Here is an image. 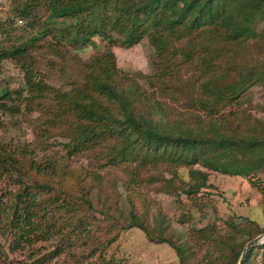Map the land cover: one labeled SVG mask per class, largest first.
<instances>
[{"label":"rangeland","instance_id":"1","mask_svg":"<svg viewBox=\"0 0 264 264\" xmlns=\"http://www.w3.org/2000/svg\"><path fill=\"white\" fill-rule=\"evenodd\" d=\"M24 1L2 0L0 4V50L24 45L36 37L25 56L15 61L0 60V97L8 94L7 109L0 111V215L6 214L11 191L18 183L14 182L17 173L6 170L3 163L7 155L20 159L21 153L39 166V177L32 179L57 186L64 178L65 192L73 197L85 195L93 213L82 212L76 217L87 216L82 232H68L64 213H53L51 197H38L42 231L37 230L38 236L29 239L31 244L18 249L0 233V264H179L175 246L184 248L187 264H204L211 258L212 264H226L228 253L225 257L219 253L222 243L243 247L251 237L264 235L263 173L253 176L250 183L200 165L111 163L108 153L115 146L113 141L68 154L70 117L61 113L55 100L56 94L79 90L84 66L109 50L120 83L131 86L135 113L159 121L165 128L179 124L207 137L216 133L261 137L264 85L257 73L264 69V14L256 19L253 36L241 40L240 46H236L238 41L225 45L226 54L217 62L227 80L237 79V75L249 77L242 83L240 99L226 101L216 114L209 115L191 110L193 107L186 105L189 99L176 90L173 81L147 82L154 71L153 49L147 38L129 48L109 45L100 38L75 47L58 30L63 26L58 20L47 25L44 9L36 10L30 26L18 18L16 7ZM183 65L179 78L184 85L179 87L198 97L201 83L207 82L211 73L198 58L191 65ZM25 71L40 84L39 91L27 93ZM48 165L55 169L51 179L42 176ZM190 169L206 173L207 181L196 194L187 196L183 190L195 181L189 177ZM130 214L137 216L155 238L161 234L173 246L150 243L139 229L126 228ZM46 221L54 227L53 234L45 235L49 230ZM108 240L111 243L107 246ZM262 255L261 250L254 249L248 264H262Z\"/></svg>","mask_w":264,"mask_h":264},{"label":"trees","instance_id":"2","mask_svg":"<svg viewBox=\"0 0 264 264\" xmlns=\"http://www.w3.org/2000/svg\"><path fill=\"white\" fill-rule=\"evenodd\" d=\"M38 8L46 11L47 25L56 20L63 25L58 30L75 47L100 38L109 45L129 48L147 38L153 49L154 69L151 80L147 82L173 81L177 84L176 90L189 99L186 105L193 107L191 110L207 111L212 115L226 101L239 100L242 83L249 81V77L242 75L227 80L228 75L221 73L217 62L226 54L225 45L238 41L236 46H240L243 43L241 40L253 36L255 21L264 14V0H25L16 7L15 13L30 26ZM113 35L116 37L112 38ZM35 39L33 37L24 45L0 50V60L15 61L25 56L27 46ZM216 41L218 44H215ZM194 58H198V63L211 73V78L201 83L198 97H191L188 90L179 87L184 85L180 83V66L191 65ZM84 67V81L79 90L55 95L61 113L66 112L70 117L72 133L67 137L68 154L113 141L115 146L108 153L111 163L200 165L222 175L245 178L250 183L256 174H264L261 170L264 169V135L250 139L244 135L231 137L216 133L214 137H207L179 124L165 128L161 122L134 112L135 99L130 98L131 86L120 83L109 50ZM25 72L27 93L39 91L40 84L34 81L30 72ZM257 78L264 85V69L258 70ZM135 93L138 91L135 90ZM7 97L8 94L0 97V111L7 109ZM21 156L17 159L7 155L3 163L6 170L17 173L18 180L14 179V182L18 183L11 191L6 214L4 217L0 215L1 235L11 240V244L15 243V249L22 244H31L29 239L37 235V230L42 231L38 211L42 204L39 198L43 196L53 200L50 205L53 206V213H64L68 232H82L87 216L76 217L82 212L85 215L87 211L93 213L85 195H68L64 178L57 186L38 183L32 177H39V166L26 159L25 153ZM43 169L48 170L42 174L44 178L51 179L55 175L53 165ZM189 177L195 181L183 190L187 196L196 194L207 181L206 173L198 170L190 169ZM247 221L257 225L253 220ZM128 222L126 228L139 229L148 242L173 246L161 234L155 238L137 216L130 214ZM45 224L49 226L45 235L53 234L54 227H50L48 221ZM110 243L108 240L105 244L108 246ZM221 245L219 253L224 257L228 253L226 264H237L242 244L235 247L224 242ZM173 249L178 263L187 264L184 248L175 246ZM254 249L263 252L264 264V246L252 248L242 264H248ZM212 262L211 258L204 264Z\"/></svg>","mask_w":264,"mask_h":264},{"label":"water","instance_id":"3","mask_svg":"<svg viewBox=\"0 0 264 264\" xmlns=\"http://www.w3.org/2000/svg\"><path fill=\"white\" fill-rule=\"evenodd\" d=\"M263 236L255 237L244 244L241 249L239 258L237 260V264H242L243 260L245 259L246 255L250 252V250L254 247L264 246V239Z\"/></svg>","mask_w":264,"mask_h":264},{"label":"crops","instance_id":"4","mask_svg":"<svg viewBox=\"0 0 264 264\" xmlns=\"http://www.w3.org/2000/svg\"><path fill=\"white\" fill-rule=\"evenodd\" d=\"M224 176H228V177H237V176H229V175H224ZM240 178V177H238ZM240 179H245V178H240Z\"/></svg>","mask_w":264,"mask_h":264},{"label":"built area","instance_id":"5","mask_svg":"<svg viewBox=\"0 0 264 264\" xmlns=\"http://www.w3.org/2000/svg\"><path fill=\"white\" fill-rule=\"evenodd\" d=\"M2 0H0V4H1Z\"/></svg>","mask_w":264,"mask_h":264},{"label":"bare ground","instance_id":"6","mask_svg":"<svg viewBox=\"0 0 264 264\" xmlns=\"http://www.w3.org/2000/svg\"><path fill=\"white\" fill-rule=\"evenodd\" d=\"M263 239H264V236H263Z\"/></svg>","mask_w":264,"mask_h":264}]
</instances>
